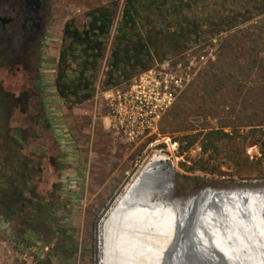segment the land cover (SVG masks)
Instances as JSON below:
<instances>
[{"label":"rangeland","instance_id":"374dc122","mask_svg":"<svg viewBox=\"0 0 264 264\" xmlns=\"http://www.w3.org/2000/svg\"><path fill=\"white\" fill-rule=\"evenodd\" d=\"M124 1L47 0V23L35 62L40 65L46 116L53 117L47 118L55 139L52 151L61 160L58 178L67 200L63 222H71L78 249L74 255L61 249V235L48 227L43 231L45 245H26L21 237L25 223L0 216V264H101L102 219L136 170L156 152L167 157L175 175L172 186L156 196L159 201L184 206L208 187L264 190V13L257 12L255 0H212L203 13L212 16L203 36L153 66L186 76L155 133L129 140L112 129L105 101L97 94L108 89L103 85L108 55L94 97L71 108L64 102L59 106L54 67L66 22L75 18L82 25L90 7L111 2L117 4L118 17ZM234 8L248 11L233 19L234 25L219 19ZM218 28L224 29L214 31ZM9 78L0 75V104L18 107L19 89ZM194 134L196 141L188 146L192 138L186 136ZM35 236L40 238L39 233ZM53 248L57 255L51 260Z\"/></svg>","mask_w":264,"mask_h":264},{"label":"trees","instance_id":"16d2710c","mask_svg":"<svg viewBox=\"0 0 264 264\" xmlns=\"http://www.w3.org/2000/svg\"><path fill=\"white\" fill-rule=\"evenodd\" d=\"M255 1L257 12L264 13V0ZM211 2L125 0L118 17L117 4L111 2L90 7L82 25L75 18L68 20L54 79L59 97L68 108L92 99L106 55L103 85L111 88L129 83L157 63L181 54L203 36L212 19L209 11L203 13ZM246 11L234 8L219 19L234 25L233 19ZM38 71L39 67L28 81L21 79L18 107L0 104V168L4 169L0 174V216L25 223L21 237L26 245H45L43 231L48 227L61 235V249L74 255L78 242L72 235L71 222H63L67 200L58 178L61 160L52 151L55 139L46 116L44 94L37 83ZM189 137L188 146L196 141L195 134ZM38 233L40 238L35 236ZM53 249L51 260L57 255Z\"/></svg>","mask_w":264,"mask_h":264},{"label":"bare ground","instance_id":"6f19581e","mask_svg":"<svg viewBox=\"0 0 264 264\" xmlns=\"http://www.w3.org/2000/svg\"><path fill=\"white\" fill-rule=\"evenodd\" d=\"M170 171L156 152L133 174L102 219L101 264H264V194L254 192L264 190L207 188L184 206L159 201ZM188 241L197 258L182 257Z\"/></svg>","mask_w":264,"mask_h":264},{"label":"built area","instance_id":"2783aa9c","mask_svg":"<svg viewBox=\"0 0 264 264\" xmlns=\"http://www.w3.org/2000/svg\"><path fill=\"white\" fill-rule=\"evenodd\" d=\"M185 80L183 73L152 67L129 83L97 94L105 101L112 129L136 140L158 130L161 118L175 102Z\"/></svg>","mask_w":264,"mask_h":264},{"label":"flooded vegetation","instance_id":"af4514ba","mask_svg":"<svg viewBox=\"0 0 264 264\" xmlns=\"http://www.w3.org/2000/svg\"><path fill=\"white\" fill-rule=\"evenodd\" d=\"M46 17L47 0H0V75L10 74L9 79L15 81L20 97L21 79L28 81L40 67L35 59L39 55Z\"/></svg>","mask_w":264,"mask_h":264},{"label":"water","instance_id":"95a60500","mask_svg":"<svg viewBox=\"0 0 264 264\" xmlns=\"http://www.w3.org/2000/svg\"><path fill=\"white\" fill-rule=\"evenodd\" d=\"M205 189H207V188H205ZM208 189H210V187H208ZM181 246L182 245H180V247ZM181 248L182 249H181L180 253L182 254V257H184L185 259H187V258H192V259L197 258V254H196L197 249L193 248V247H190L189 246V241H188L187 245H183Z\"/></svg>","mask_w":264,"mask_h":264},{"label":"crops","instance_id":"0c3cea01","mask_svg":"<svg viewBox=\"0 0 264 264\" xmlns=\"http://www.w3.org/2000/svg\"><path fill=\"white\" fill-rule=\"evenodd\" d=\"M57 59H58V55L56 56V62H57ZM56 64H57V63H55V67H54L55 69H56V66H57ZM54 88H55V87H54ZM53 91H54V93H55V95H56L55 97H57L56 100H57L58 102L60 101V102H59V103H60L59 106H61V105L63 106L64 103H63V101L61 102L58 93L56 92V90H53ZM60 109H61V110H60ZM46 110H47V109H46ZM59 110H60L61 112L63 111V113H65V112H64V110H65L64 107H62V108L60 107ZM49 117H50V118H53L51 115H49ZM49 117H48V115H47V118H49Z\"/></svg>","mask_w":264,"mask_h":264}]
</instances>
